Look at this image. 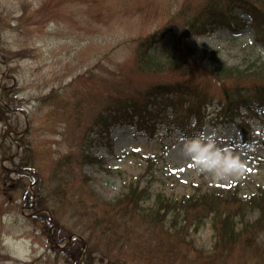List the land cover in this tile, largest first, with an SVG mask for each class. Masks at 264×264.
I'll return each instance as SVG.
<instances>
[{"label": "rangeland", "instance_id": "1", "mask_svg": "<svg viewBox=\"0 0 264 264\" xmlns=\"http://www.w3.org/2000/svg\"><path fill=\"white\" fill-rule=\"evenodd\" d=\"M211 2L0 0V58L8 63L0 61V264H151L163 253V242L152 233L156 227L150 223L147 229L143 217L135 219L125 203L112 204L138 181L152 192L142 207H155L159 192L176 198L231 188L245 198L264 189L260 119L249 120V142L234 125L217 128L209 121L205 126L204 131L215 132L222 146L231 147L247 162L243 175L229 180L197 174L180 155L178 128L159 124L150 134L129 121L136 97L142 101L140 90L156 80L199 85L218 100L220 87L210 89L215 55L229 67H264V44L256 41L251 28L233 33L220 27L188 38L181 34L184 16L189 21L205 19ZM150 38H155L153 49L160 46L159 56L170 59L163 57L170 49L185 57L186 62L179 64L189 63L194 71L177 70L175 64L164 72L141 71L137 68L145 47L141 43ZM128 70H133L134 82ZM228 80L234 83L230 76ZM78 101L81 125L72 123L76 113L69 109ZM8 104L15 106L13 110L5 107ZM109 104L121 111L107 136L98 129L105 123L99 115ZM19 107L26 116L17 112ZM82 150L103 160H85L79 154ZM68 153L73 162L64 175L66 167L58 162ZM62 177L66 194L56 187ZM107 210L117 212L122 222L117 229L110 228ZM259 215V209H247L245 217ZM71 234L76 236L58 245ZM191 236L197 249L212 253L215 232L210 218ZM197 255L177 260L190 264ZM253 257L248 253L239 264L264 261L256 256L254 263ZM234 260L231 264H238Z\"/></svg>", "mask_w": 264, "mask_h": 264}, {"label": "trees", "instance_id": "2", "mask_svg": "<svg viewBox=\"0 0 264 264\" xmlns=\"http://www.w3.org/2000/svg\"><path fill=\"white\" fill-rule=\"evenodd\" d=\"M237 5L245 6L250 11L251 18L245 19L236 14L235 7ZM203 14L206 15V18L200 21L197 20L198 17L192 18L193 20L191 21L187 20V18L185 19V22L182 24L183 30L181 29V31L185 32V36L194 33H204L209 29L219 26H228L233 30H237L250 25L257 31V38L264 42V0H212ZM147 44V42L142 43L145 47L139 53V59L142 63L138 68L141 71L164 72L173 63L186 62L179 53H173L170 49L163 55L165 58L170 55V59H163L158 54L160 46H158L157 50L151 51ZM171 58L174 60L172 61ZM178 69L182 68L178 67ZM217 70L221 71V75L223 76H233L236 78V82L243 81L237 83L235 93L228 92L229 107L236 106L237 102H240L255 112L257 104L264 105V68L248 72L247 69L236 68V70H232L225 64H219ZM131 71L133 72V70ZM248 77L249 80H246ZM129 79L130 81L134 80L131 75H129ZM150 86L149 89L140 92L142 95L141 103L136 97L134 107H131L133 114L140 115L141 123H152V120L150 121L151 117L154 118L163 112L169 103L174 102L176 96V92H172L173 90H171V87L174 88L173 85H163L160 84V80H156ZM234 96H237V98ZM110 100H112L111 97ZM181 104H183L182 100ZM106 109L108 110V115L101 114L99 116L100 120L112 117L111 119L114 121L121 111V107L115 104H109ZM189 109L197 112V115L201 118V105L192 102ZM144 125L148 126L147 124ZM108 130L109 128L106 129V131ZM84 157L85 160L89 161L96 159V157L89 154ZM66 174L68 173L64 175ZM64 181V177L59 178L57 187L59 189L62 188V192L66 194V189L61 186V183ZM150 193L148 188H141L139 184L136 186L132 185L131 192L124 199L121 198L117 202H114V205L125 203L127 209L130 206L129 209L135 212V219L139 216L143 217L142 221L146 222L147 229L150 223L156 227L152 233L156 237L155 239L158 238L160 239V243L163 242L160 244L163 253L156 255V264H182L183 261H178L177 258L183 256L187 258L186 250L189 253L194 251L192 241L187 239V235H189L188 224L178 226V222L175 219L170 222L172 230L169 227L165 228L166 215L172 209L179 207L184 209V212L188 217L190 216V220L192 221H202L204 216H209L212 212L214 213L213 223L217 236L215 253L203 255L201 251H198V255L193 259L192 264H231L235 262L234 259H238L239 264L243 262V257H246L248 253H252L254 257L258 256L259 260L264 259V192L261 191L251 195L247 199H242L237 195L236 191L227 193H216L213 191L211 193L191 195L181 201H173V199H169L164 194L158 193L156 206L147 210L148 208L141 206V201L146 199ZM93 206L92 210L94 209ZM253 208H259L261 216L252 222L245 221L243 227L237 229L236 214L244 217L245 211ZM104 213L107 215L110 228L117 229L119 225H122L121 220L117 217V212L112 213L110 210H107ZM97 222L95 220L94 225H97ZM242 238L244 239L242 240ZM174 254H177V256L175 257ZM254 257L251 258L253 261ZM254 263L256 262L254 261ZM259 263L264 264V261Z\"/></svg>", "mask_w": 264, "mask_h": 264}, {"label": "clouds", "instance_id": "3", "mask_svg": "<svg viewBox=\"0 0 264 264\" xmlns=\"http://www.w3.org/2000/svg\"><path fill=\"white\" fill-rule=\"evenodd\" d=\"M178 147L180 155L191 163L197 174L211 176L215 180H229L246 171L247 162L231 147L222 146L215 132L181 135Z\"/></svg>", "mask_w": 264, "mask_h": 264}, {"label": "snow or ice", "instance_id": "4", "mask_svg": "<svg viewBox=\"0 0 264 264\" xmlns=\"http://www.w3.org/2000/svg\"><path fill=\"white\" fill-rule=\"evenodd\" d=\"M137 151H138V149H137Z\"/></svg>", "mask_w": 264, "mask_h": 264}]
</instances>
